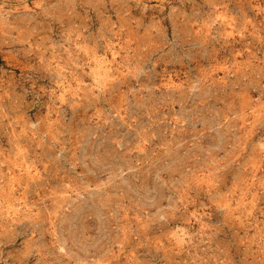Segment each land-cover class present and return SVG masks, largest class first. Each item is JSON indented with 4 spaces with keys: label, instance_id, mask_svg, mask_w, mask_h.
<instances>
[{
    "label": "rangeland",
    "instance_id": "1",
    "mask_svg": "<svg viewBox=\"0 0 264 264\" xmlns=\"http://www.w3.org/2000/svg\"><path fill=\"white\" fill-rule=\"evenodd\" d=\"M0 264H264V0H0Z\"/></svg>",
    "mask_w": 264,
    "mask_h": 264
},
{
    "label": "bare ground",
    "instance_id": "2",
    "mask_svg": "<svg viewBox=\"0 0 264 264\" xmlns=\"http://www.w3.org/2000/svg\"><path fill=\"white\" fill-rule=\"evenodd\" d=\"M95 57V56H94ZM105 61V60H104ZM103 63V62H102ZM101 64V63H100ZM103 67V66H102ZM96 68V67H95ZM104 68V67H103ZM108 68V67H107ZM93 71V70H92ZM97 72V71H96ZM94 73V72H93ZM98 76V75H97ZM103 77V76H102ZM23 167V166H22ZM25 168V167H24ZM23 170H25V169H23Z\"/></svg>",
    "mask_w": 264,
    "mask_h": 264
}]
</instances>
